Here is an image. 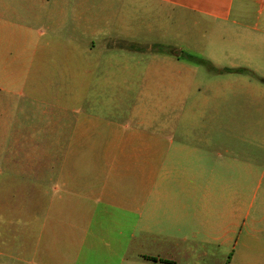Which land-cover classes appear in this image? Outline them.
<instances>
[{
	"label": "crops",
	"instance_id": "1",
	"mask_svg": "<svg viewBox=\"0 0 264 264\" xmlns=\"http://www.w3.org/2000/svg\"><path fill=\"white\" fill-rule=\"evenodd\" d=\"M124 1L135 12L102 17L100 0H0V245L9 249V245L19 241V197L35 194L38 176L49 180L59 170L58 181L65 191L90 194L92 200H103L131 214L123 237L132 241L139 230L142 250L152 264H180L181 259L198 264V252L211 244L215 249L207 253L213 262L209 264L254 260V251L244 250L248 242L243 228L245 218L251 214L253 229L256 230L257 222L264 221V188L261 189L264 171L257 179L256 189L263 197L257 216L256 189L250 195L251 203L237 199L230 207L227 161L221 152L213 153L214 143L221 147L227 144L229 127L183 123L186 118L204 116L207 111L186 109L180 115L181 124L179 120L160 128L158 124L157 139L152 142L155 156L106 158L105 163L110 167L126 164L127 175L137 177L124 194L116 192L103 197L100 190L109 189L106 180L88 184L90 192L86 191L83 174L76 165L79 159L75 157L63 159L59 168V159L33 154L35 143L31 132L36 125L31 117H35L38 68H75L77 82L92 88L87 90V98L95 99L93 106L76 107L79 115L76 131L100 127L97 120L107 122L108 129L115 125L111 119L105 120L107 113L96 114L100 112L98 102L102 101L109 112L114 110L118 89L121 94L131 90L132 84L145 78L154 62L129 55V52L143 51L135 42L147 25L137 14L141 8L159 7L155 9L156 15H164L166 11L171 16L208 21L211 43L220 41L233 46L239 61L237 68L244 67L242 63L256 67V98L264 97L261 80L264 79V0ZM100 20H106L104 26ZM168 64L174 66L175 61H156L155 67L164 69ZM228 68L231 67L217 70L222 72ZM176 74L171 76L177 79ZM244 82L251 83L248 79ZM63 108L62 119L66 121L72 111L68 106ZM216 112L224 114L222 110ZM61 127L69 128L67 124ZM144 137L141 133L135 145L148 146ZM256 139V145L261 147L258 135ZM112 141L107 142L108 146L134 144L133 141ZM228 152L225 147L224 153ZM68 164L71 166L67 170ZM70 227L74 228L66 229L71 233L70 253L78 256L81 225L75 223ZM91 235L99 237L98 232ZM4 253L0 249V254ZM46 264H49L47 260Z\"/></svg>",
	"mask_w": 264,
	"mask_h": 264
},
{
	"label": "rangeland",
	"instance_id": "2",
	"mask_svg": "<svg viewBox=\"0 0 264 264\" xmlns=\"http://www.w3.org/2000/svg\"><path fill=\"white\" fill-rule=\"evenodd\" d=\"M100 1L102 17L110 13L135 12V8L132 10L130 3L124 0ZM155 9L159 7L137 11L147 24L135 39L143 51L129 52L136 59L154 61L147 75L132 84L131 90L124 94L118 89L116 108L111 112L105 109L102 101L98 102L100 112L96 114L103 116L107 113L105 120L111 119L115 124L111 128L108 129L107 122L97 120L99 129L75 130L79 116L76 107L83 105L89 108L95 101L93 97L87 98V90L92 88L77 82V69H37L35 117H31V122L36 125L31 132L35 143L33 154L59 159V168L63 159L75 157L79 159L76 165L79 173L83 174L86 191H89L88 184L106 180L109 189L106 192L100 190L103 197L116 192L124 194L130 190L131 183L135 184L137 177L127 175L126 164L110 167L105 159L155 156L156 148L152 142L157 139L158 124L160 128L163 124L178 123L186 109L204 110L207 111L204 116L189 117L183 123L229 127L227 144L221 147L219 143H214L213 153L221 152L223 160L227 161L229 206L236 204L237 199L251 203L250 195L264 171V97L256 98V77L217 70L237 68L239 61L235 58V48L227 42L211 43V24L208 21L171 16L166 11L164 15H156ZM105 23L106 20H100L101 26ZM148 48H153V51ZM163 60L175 61V64H168L164 69L156 68V61ZM241 66L247 67L245 63ZM247 68L256 72V67ZM172 73H177V79L171 76ZM244 79L251 83L248 85ZM65 106L72 112L63 121L61 112ZM220 110L223 115L216 112ZM64 124L69 128L63 129L61 125ZM141 133L149 142L148 146L135 145L137 142L134 141H140ZM256 135L261 139V147L256 145ZM109 140L117 143L133 141L134 144L110 147L107 144ZM225 147L229 151L227 154L224 153ZM57 171L58 174L49 180L38 176L35 194L19 197L20 238L9 245V249L0 245V249L6 251L0 254V264H46V260L49 264H152L142 250L139 230L132 241L123 237L126 221L132 217L130 213L103 200H92L90 194L65 191L58 181ZM24 191L27 190L22 189ZM256 193L257 216L263 197L259 191ZM252 219L253 214L245 218L243 236L248 242L246 246L253 249L245 247L244 250L254 251L256 258L241 259L237 264H264V221L257 222L255 230ZM75 223L81 225L78 229L81 232L77 244L80 247L78 256L70 253L72 244L68 238L71 233L66 231L74 229L70 226ZM92 232H98L99 237L91 235ZM214 247L213 244L206 245L198 252L196 262L213 263L207 253L211 254ZM179 262L195 263L187 259Z\"/></svg>",
	"mask_w": 264,
	"mask_h": 264
},
{
	"label": "trees",
	"instance_id": "3",
	"mask_svg": "<svg viewBox=\"0 0 264 264\" xmlns=\"http://www.w3.org/2000/svg\"><path fill=\"white\" fill-rule=\"evenodd\" d=\"M201 62H205V61H203V60H200ZM227 71H229V72H238V73H243V74H248V75H250L251 77H256V74L252 71V70H250V69H248V68H245V67H239V68H228V69H226ZM261 80L264 82V79L263 78H261ZM164 262H167V261H164Z\"/></svg>",
	"mask_w": 264,
	"mask_h": 264
}]
</instances>
